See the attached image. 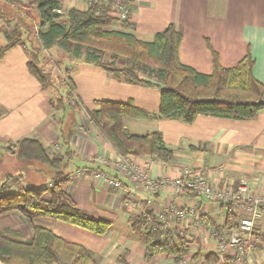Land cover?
<instances>
[{"label":"crops","instance_id":"obj_1","mask_svg":"<svg viewBox=\"0 0 264 264\" xmlns=\"http://www.w3.org/2000/svg\"><path fill=\"white\" fill-rule=\"evenodd\" d=\"M127 1L129 23L133 29L124 30L118 25L112 29L133 34L138 40L150 43L168 25L174 24L183 36L179 47L180 63L201 74L212 72L208 45L218 54L224 68L236 66L249 48L254 61L253 77L264 86V0ZM0 6L6 13H12L10 7L1 3ZM64 7L86 10L78 2L64 3ZM16 24L18 22L9 18L6 21L0 19V47L6 45V38L13 33ZM26 48L15 47L0 60V146L22 138H34L44 145L48 155L58 154L59 120L56 122L50 112L52 110L46 106L44 89L28 73L26 64L30 53ZM69 78L74 83L82 110L75 113L76 127L70 143L76 153L73 157L75 165H72L71 177L64 185V191L87 217L107 219L112 226L105 236L45 217L34 218V226L51 230L64 240L87 248L98 264H146L143 232H133L129 228L130 218L145 208L158 215L196 204L197 209L222 224L228 214L225 206H212L204 199L175 197L164 190L158 189L150 194L135 188L130 180L112 169L111 163L119 158V154L90 122L89 126L83 125L85 130L79 128L80 117L86 116L85 110L98 108V102L126 104L131 101L136 108L156 116L159 109L157 90L116 80L83 63L75 65ZM124 126L135 135L159 132L164 144L174 151V159L170 163L151 164L149 174L152 178H175L183 168L207 175L211 170L224 167L225 180H244L253 194L264 196V112L256 120L247 121L199 116L190 125L159 118L150 121L126 118ZM30 135L33 137H27ZM76 169H79L77 173ZM97 173L118 179L122 187L105 189L94 179ZM178 226L182 234L186 232V240L190 243L188 264H204V255L215 250V239L211 236L195 239L187 236L189 227L184 220H180ZM3 229L19 231L26 243L32 240L31 229L16 213L0 216V230ZM255 230L258 244L246 264H264V223L257 222ZM195 253H200L201 257L192 260ZM148 264L174 263L171 258L157 255Z\"/></svg>","mask_w":264,"mask_h":264},{"label":"trees","instance_id":"obj_2","mask_svg":"<svg viewBox=\"0 0 264 264\" xmlns=\"http://www.w3.org/2000/svg\"><path fill=\"white\" fill-rule=\"evenodd\" d=\"M0 3L12 9L11 17H8L9 13L4 11V7L0 9V19L5 21L9 18L23 22V18L27 17L24 11H37L38 31L35 37L40 50L57 48L116 80L158 91L159 109L156 116L136 108L131 101L126 104L98 102V108L85 110L91 126L122 157L144 156L154 163L164 164L174 159V151L164 144L159 132L130 134L124 126L126 118L136 121L159 118L190 125L199 116L247 121L256 120L264 112V86L253 77L254 61L249 48L236 66L224 68L220 65L218 54L208 45L212 72L201 74L180 63L179 47L183 36L174 24L168 25L152 42L146 43L133 34L112 29L116 25L124 30L133 29L129 23L130 14L128 21L118 22L109 10L97 6H89L85 11L74 8L64 10L62 0H29L23 3L19 0H1ZM124 3L128 4V1L124 0ZM58 11L61 13L58 14ZM15 47H27L33 59L30 58L26 64L28 73L42 89L46 88L48 77L36 63L40 50L27 46L18 29L8 35L6 45L0 47V60ZM105 54L108 59L103 61ZM120 59L124 60L122 67L117 66ZM66 81L65 97L49 103L51 110L60 115L58 154L48 155L44 145L34 138H22L7 146H0V216L16 213L32 232L31 242L26 243L19 231L0 230L2 264H98L92 251L87 248L70 243L51 230L34 226L32 221L37 217L62 222L98 236L107 235L111 229L109 220L87 217L64 191V185L71 177L66 169L76 155L70 144L76 127L74 114L82 110L74 83L70 78ZM66 114H71L70 121L65 120ZM7 161L11 164L3 169V163ZM78 171L75 170L76 173ZM20 181H24L28 188L10 194L11 184ZM182 196L198 198L191 192H185ZM197 213L201 225L212 230L214 235L209 236L214 239L222 229H236L241 220V217L228 213L219 224L199 208ZM129 221L131 231L143 232L144 263L148 264L157 255L171 258L174 264L183 260L188 262L190 243L186 240V232L182 234L178 226L180 220L172 224L166 218L162 222L158 215L145 208ZM166 223L170 224L166 226ZM186 226L189 227L187 236L203 237L194 233L189 225ZM254 237L258 242L256 230ZM191 257L196 260L201 254L195 253ZM219 260L215 251L203 257L204 264H217Z\"/></svg>","mask_w":264,"mask_h":264},{"label":"built area","instance_id":"obj_3","mask_svg":"<svg viewBox=\"0 0 264 264\" xmlns=\"http://www.w3.org/2000/svg\"><path fill=\"white\" fill-rule=\"evenodd\" d=\"M62 2H78L84 5L86 9L89 6L107 9L118 22L129 19L130 7L124 3V0H62ZM57 13L60 14L61 11ZM135 159L134 157L119 155V158L113 164L111 163L112 169L130 180L135 188L150 194H154L158 189L164 190L175 197L182 196L185 192H191L198 197L197 199H204L212 206L218 204L225 206L228 208V213L241 217L236 229L230 231L222 229L221 233L216 236L214 251L220 259L217 264H246L250 254L255 251L258 244L254 237L256 221L259 220L264 223V196L253 194L244 180H239L237 184L235 181L225 180L224 167L211 170L207 175L198 170L183 168L175 178L154 179L149 174V167L153 161L148 157ZM94 179L107 190L122 187L118 179L105 173L95 174ZM215 180L217 182H214ZM158 218L162 222H165L167 218L172 224L178 220H184L187 225L192 227L194 233L201 236L214 235L211 229L201 225L196 204L173 212H160ZM170 223H166V226ZM177 264H188V262L183 260Z\"/></svg>","mask_w":264,"mask_h":264},{"label":"rangeland","instance_id":"obj_4","mask_svg":"<svg viewBox=\"0 0 264 264\" xmlns=\"http://www.w3.org/2000/svg\"><path fill=\"white\" fill-rule=\"evenodd\" d=\"M23 1L29 2V0H23ZM0 9L2 10V7ZM65 9L66 8L64 7V10ZM24 12H25L27 17L23 18V22H18V27L15 26V29H18L20 31V34L22 35L23 42H25L27 46L30 45V47L34 50L35 47H36V49L38 48V44H37L38 42H37V39L35 37L36 29H38V19H37L38 14H37V11L35 9H29V10L24 11ZM8 16L11 17V13H9ZM15 29H14V31H15ZM31 44H32V46H31ZM30 58L32 59L31 56H30ZM107 59H108V55L105 54L103 56V61H106ZM37 62H38L39 67L41 68L42 72L45 75H47V77H48L49 82L47 84V87L44 88L43 92L45 95L46 106L49 107V104L47 105V103H49L50 101L55 102L58 98L63 99L65 97V93H66L65 85H67V81L65 82V80L67 78H69L70 71L74 69V67L77 63L80 64L81 60L74 59L70 53H67V52L65 53V52H63L57 48H53V49L48 50V51L40 50L38 53V56H37L36 63ZM123 62H124V60L120 59L117 66L122 67L124 65ZM47 110H49V108H47ZM50 112L53 113V118L57 122V120L60 119V115L55 111H50ZM70 115L71 114H69V115L66 114L65 120L70 121L72 119V117ZM75 116H77V115L74 114V117ZM80 119H81L80 120L81 127H79V128H82L83 130H85L83 125L87 126L89 123V119L85 115L81 116ZM85 133H87V132H85ZM129 133L131 134L132 132L130 131ZM27 137H33V136L30 135ZM70 143H71V141H70ZM7 145H5V146H7ZM55 149L58 150V147H56ZM135 158H136L135 160H138V158L141 159L142 157H135ZM101 161L103 162L102 159H101ZM7 162H5V164L3 163V166H4L3 169L5 167H9V165L11 164L9 161H7ZM74 163H75V160H72V163L66 169L67 174L71 173V169L73 167L72 165H75ZM30 176H31V178L34 177L33 175H30ZM11 185L13 187L10 190V194H17V193L21 192L22 188H25V189L28 188L27 184L26 183L24 184V181H20L19 183L14 182V184H11ZM203 237H207V236H203ZM208 240L211 241V239H208Z\"/></svg>","mask_w":264,"mask_h":264},{"label":"water","instance_id":"obj_5","mask_svg":"<svg viewBox=\"0 0 264 264\" xmlns=\"http://www.w3.org/2000/svg\"><path fill=\"white\" fill-rule=\"evenodd\" d=\"M0 264H2L1 261H0Z\"/></svg>","mask_w":264,"mask_h":264}]
</instances>
